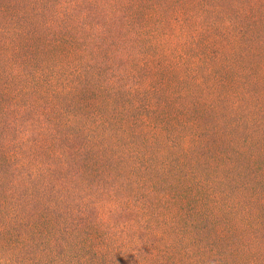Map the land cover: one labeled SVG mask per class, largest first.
<instances>
[{
    "label": "rangeland",
    "instance_id": "374dc122",
    "mask_svg": "<svg viewBox=\"0 0 264 264\" xmlns=\"http://www.w3.org/2000/svg\"><path fill=\"white\" fill-rule=\"evenodd\" d=\"M0 264H264V0H0Z\"/></svg>",
    "mask_w": 264,
    "mask_h": 264
}]
</instances>
